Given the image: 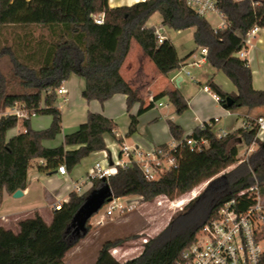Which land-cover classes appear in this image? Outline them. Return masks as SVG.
<instances>
[{
	"label": "trees",
	"instance_id": "obj_1",
	"mask_svg": "<svg viewBox=\"0 0 264 264\" xmlns=\"http://www.w3.org/2000/svg\"><path fill=\"white\" fill-rule=\"evenodd\" d=\"M218 10L226 23L223 28H213L186 0H145L118 8H110L108 0H0V32L17 27L47 31L37 40L25 33L19 37L22 45L17 47L0 45V207L5 193L14 195L18 190H26L29 170L34 165L42 174L58 171L61 165L71 173L91 154L109 152L106 138H114L116 128L100 113H88L86 121L77 131L66 135L62 145H44L62 133V112L56 106L58 90L72 75L85 81L82 97L88 102L103 105L116 95L126 96L131 121L128 136L137 133L139 118L164 98L178 115L188 110V101L179 90L158 93L146 105L121 75L133 43L169 79L195 54L194 51L181 60L169 39L158 43L157 29L147 27L157 12L165 28H194V42L197 48L207 50V63L223 72L236 87L237 93H226L213 77L206 82L221 106L228 111L244 109L248 113L264 108V90L254 89L249 61L239 57L247 49V33L255 27L264 29V0H219ZM101 15L104 23L99 25L95 20ZM4 61L9 64V71L2 68ZM228 99L232 101L230 106ZM137 104L140 107L134 115L131 112ZM16 108L22 109L26 117L6 115ZM34 115L51 116L52 124L47 129L34 130ZM257 120L247 118L242 128L224 137H218L214 131V119L187 137L180 126L168 121L173 140L184 142L177 150L176 170L149 181L137 166L119 168L107 179L91 180L88 190L71 192L62 208L53 211L50 225L35 213L33 218L19 223L17 234L0 227V264H64L67 254L90 233L91 219L108 204L110 197L138 196L144 203L161 196L174 200L208 183L199 196L145 243L139 256L118 261L112 251L129 238L109 240L94 263L176 264L226 203L235 201L238 212L247 211L255 204L248 191L256 184L264 197V142L258 136ZM19 125L22 132L8 140V132ZM188 137L207 140L209 148L192 152L185 144ZM241 144L257 146L243 161L239 158ZM231 167V171L223 173ZM93 196H99L101 204L87 215L84 231L78 233L77 215ZM261 239L264 240V223ZM259 264H264V254Z\"/></svg>",
	"mask_w": 264,
	"mask_h": 264
},
{
	"label": "crops",
	"instance_id": "obj_2",
	"mask_svg": "<svg viewBox=\"0 0 264 264\" xmlns=\"http://www.w3.org/2000/svg\"><path fill=\"white\" fill-rule=\"evenodd\" d=\"M144 1L108 0L110 8L130 7ZM147 27L152 28L153 26L147 24ZM246 53L253 74L254 89L263 91L264 29H261L258 34L250 39ZM202 63L207 64L206 58L202 60ZM188 66H190L189 60L172 78H166L158 72L153 62L144 55L142 48L138 44L133 43L132 49L121 69V75L139 92L145 100L146 105L158 93L168 90H179L188 101L189 108L182 116L178 117L170 116L171 113L162 114L159 111L161 107H155L144 113L139 118L137 133L130 136L133 144L129 146L149 149L171 144L174 140L169 131L168 121H172L180 126L184 131V136L187 137L197 127L212 119H219L214 127V131L218 134L221 131L230 133L242 128L247 118L257 120L264 117V108H257L249 113L244 109L233 112L228 111L220 105L216 99L217 96L210 92L205 84L213 77L214 82L226 93H237L236 87L225 82L222 77L220 78L223 80V83L219 81L216 73L211 70L204 73H200L199 71L196 73L195 79L193 77L187 79L183 76V72ZM191 82L195 83L196 88L189 89ZM63 87L66 89L67 94L59 95L56 103V106L62 112V133L55 140L44 142L46 147L54 148L62 145L64 137L77 131L86 121L88 113H100L108 118L115 125V133L122 137L121 142L126 144L125 139L129 137L128 132L131 123L130 114L127 111L126 96L116 95L103 105L97 101L88 102L82 97L85 81L76 75H72L63 84ZM159 103L162 102L159 101ZM139 107V104H137L131 113L137 114ZM162 107L168 108L167 105H163ZM223 119L225 122H228V125L216 130ZM239 119L242 121L240 120L241 124L237 126ZM52 121L51 116L34 115L31 118V127L34 130L47 129L52 124ZM21 132L22 127L19 125L8 132L7 139L9 140ZM259 139L264 142V133L260 135ZM106 144L107 148H113L115 139L107 137ZM102 158L103 152L93 153L82 160L81 164L66 176H62L58 172L56 174H42L34 165L29 170V184L26 190L22 191V197L15 198L14 195L4 194V200L0 207V227L17 234L20 231L19 223L33 218L35 213H38L50 225L53 221L52 204L67 202L70 193L73 191L72 187L74 184L85 181L94 164ZM89 188L90 184L84 186V190H88ZM22 200H25V202Z\"/></svg>",
	"mask_w": 264,
	"mask_h": 264
},
{
	"label": "built area",
	"instance_id": "obj_3",
	"mask_svg": "<svg viewBox=\"0 0 264 264\" xmlns=\"http://www.w3.org/2000/svg\"><path fill=\"white\" fill-rule=\"evenodd\" d=\"M186 1L200 17L205 18L208 14H217L222 17L218 10L219 0ZM95 21L97 24L102 25L104 23L103 15L97 17ZM225 24L223 19V25L219 28H223ZM260 31L261 28L255 27L247 33L245 36L247 47L250 39ZM156 34L158 43L162 44L166 39L165 30L158 29ZM200 54L202 61L206 58L207 50L201 49ZM239 57L248 59L246 50L242 51ZM191 65L200 66V62L194 60ZM186 74L190 76V72ZM58 94L65 95L67 91L62 86L58 90ZM216 99L219 101L218 97ZM162 106L163 104L159 103L155 107L159 108ZM6 115H16L20 119L26 117V113L20 108L10 110ZM214 121L217 123L219 119L216 118ZM257 125L258 136L260 137L264 133V117L257 120ZM226 135L227 133L224 131L217 134L218 137ZM114 139L113 148H108L109 152L103 151V158L94 164L85 181L74 184L72 192L81 193L84 190V186L89 184L91 180L107 179L115 175L119 168L126 169L132 166L139 167L147 180L157 181L169 171L177 169V150L180 145L184 144V142L173 141L166 146L144 149L121 142L122 137L117 133H115ZM185 144L192 152H201L209 148V142L205 139L195 140L192 137H188ZM57 172L62 176L68 175L65 165H61ZM248 192L255 199V204L247 211L238 212L235 208V201L226 203L220 209L218 217L203 228L197 240L182 253L176 264H259L264 254V250L261 247V243L264 241L261 239L262 225L264 223V203L258 184L251 187ZM121 199L112 197L107 204L106 217H112L115 214L124 212L126 205L122 204ZM62 205L63 203L61 202L52 204L53 211L60 210Z\"/></svg>",
	"mask_w": 264,
	"mask_h": 264
},
{
	"label": "rangeland",
	"instance_id": "obj_4",
	"mask_svg": "<svg viewBox=\"0 0 264 264\" xmlns=\"http://www.w3.org/2000/svg\"><path fill=\"white\" fill-rule=\"evenodd\" d=\"M205 18L213 28H219L223 25L222 17L217 14H208ZM147 24L155 27L157 30H165L166 38L171 40L174 44L177 54L181 60H185L195 51V54L190 57L191 59L188 58L187 61L189 60V64H191L194 60L199 61L200 66L191 65L186 67L183 72L184 77L187 79L193 77L195 79L196 73L199 71L200 73H204L205 71L211 70L216 73L219 81L223 83L222 79H224L225 82H228L231 86L233 85L223 72L215 70L208 63L206 65L202 63L200 54L201 49L197 48L194 42V28L183 31H175L165 28L162 26V17L158 12L150 18ZM25 33L31 34V36L37 40L41 34H47V31L39 27L30 28L28 30H23L19 27L4 29L0 32V45H9L12 47H17V45L20 46L22 45V42L19 40V37L23 36ZM32 44L33 47L36 45L35 42ZM1 66L5 71H9L10 66L7 61H4ZM188 71L191 73L190 77L186 76V72ZM220 77H222V79ZM193 87L196 88L195 83L191 82L189 89H193ZM161 102L163 105L168 106V108L159 107V111L162 114L171 113L170 116H182L175 112L174 106L167 98L162 99ZM241 119H239L237 126H240L242 121ZM227 125L228 122H225L223 119L216 130H219L221 127L223 128ZM125 142L127 145L133 144L130 136L125 139ZM239 149V158L243 161L247 160L248 157L256 151L257 146H246L245 144H241ZM233 168L234 167H231L223 173L229 172ZM207 185L208 183H204L195 188L192 192L175 198L174 200H169L168 198L161 196L151 202L144 203L138 196L122 198V204L126 205L124 212L121 214H115L112 217L105 216L107 210L106 205L91 219L90 233L67 254L64 264H94L97 260L99 251L105 242L126 238L129 239L123 245L117 247L115 251L113 250L112 255L120 262H126L139 256L143 251V247L146 243L145 241H148L161 232L183 207L204 191ZM261 198L264 203V197H262V195ZM100 199L101 198H99V196H93L77 215L76 231L78 233H80V231H84L85 218L94 210L95 207L97 208L100 206ZM25 200L22 201L25 202ZM179 203L183 204L179 206ZM49 210L51 211V209ZM261 247L264 250V241L261 243Z\"/></svg>",
	"mask_w": 264,
	"mask_h": 264
},
{
	"label": "water",
	"instance_id": "obj_5",
	"mask_svg": "<svg viewBox=\"0 0 264 264\" xmlns=\"http://www.w3.org/2000/svg\"><path fill=\"white\" fill-rule=\"evenodd\" d=\"M232 104V101H231V99H228L227 100V105L228 106H230ZM57 173V171H55V172H53V173H50V174H56ZM108 194V191H105L104 192V195H107ZM23 196V192L21 191V190H18L15 194H14V197L15 198H20V197H22ZM111 199H112V197H110V199H109V201H111ZM108 201V202H109Z\"/></svg>",
	"mask_w": 264,
	"mask_h": 264
},
{
	"label": "bare ground",
	"instance_id": "obj_6",
	"mask_svg": "<svg viewBox=\"0 0 264 264\" xmlns=\"http://www.w3.org/2000/svg\"><path fill=\"white\" fill-rule=\"evenodd\" d=\"M183 203H179L178 205L181 206Z\"/></svg>",
	"mask_w": 264,
	"mask_h": 264
}]
</instances>
